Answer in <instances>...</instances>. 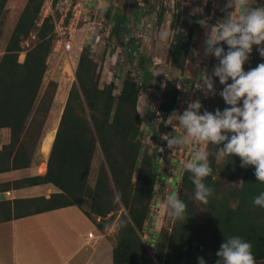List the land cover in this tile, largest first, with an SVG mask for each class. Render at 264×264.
Listing matches in <instances>:
<instances>
[{"label":"trees","instance_id":"1","mask_svg":"<svg viewBox=\"0 0 264 264\" xmlns=\"http://www.w3.org/2000/svg\"><path fill=\"white\" fill-rule=\"evenodd\" d=\"M56 2L58 0L53 1V6ZM11 3H15V18L11 24H5ZM44 3L45 0H0V130L5 143L0 151V173L30 166L57 88L54 81H49L39 97L47 59L55 42L53 16L40 18ZM141 3L134 2L135 6ZM123 6H128L125 0ZM211 11L210 26L213 27L232 14L229 0H219L212 10L208 5L207 14ZM139 15L136 14L137 21ZM106 18L112 34L119 39L120 29L126 28L127 17L113 4L107 8ZM160 18L161 15L158 21ZM174 22L176 31L167 52V63L174 70L170 71L173 73L171 79L164 82L159 116L152 113L145 119L137 109L139 86L147 83L152 72L149 59L138 50L135 38H128L123 49L130 63L141 72V82L128 71L118 89L114 80L102 82L90 48L81 46L74 69L75 81L59 118L46 173L13 183L16 188L51 183L60 192L47 199L16 200L14 203L29 205L23 214L26 216L73 205L82 208L88 202V212L84 213L99 231L118 214L112 264H198L201 256L206 264H216L221 244L233 235L250 241L256 264H264V208L253 205L254 197L264 191V183L257 181L254 165H244L243 159L235 154L220 155L226 141L207 142L206 145L212 168V173L204 178L213 190L209 202L205 204L196 199L193 174L185 169L180 175L176 195L187 205L186 217L179 221L172 219L171 228L160 230L152 252L143 238L156 188L164 185V176L159 171L158 144L164 136L163 129L169 127L164 123L175 111L178 79L184 72L197 35V17L186 9L177 14ZM31 34L35 42L23 49L21 43ZM220 43L227 50L229 46ZM258 47L253 45L244 65L246 71L262 62ZM21 52L24 58L19 61ZM133 52L136 61L131 57ZM218 63V58L210 53L205 75H211ZM213 83L218 84L215 94L212 91L201 98L200 114L204 111L214 114L217 109L223 111L230 107L220 95L224 85L215 76ZM158 119L160 122L156 125ZM143 122L151 132V144L145 148ZM97 153L100 163L91 186L89 174ZM11 215V202H1L0 222L10 219ZM92 215L99 217L100 222L96 223Z\"/></svg>","mask_w":264,"mask_h":264},{"label":"rangeland","instance_id":"2","mask_svg":"<svg viewBox=\"0 0 264 264\" xmlns=\"http://www.w3.org/2000/svg\"><path fill=\"white\" fill-rule=\"evenodd\" d=\"M76 1V0H74ZM124 0H104V2L88 3V6L84 8L85 16L87 20L93 25H88L83 21L75 20L73 28L65 30L60 38H63L66 42L70 43V49L68 51L62 50L58 45V34H55V42L52 52L47 59V70L44 75L43 83L39 92V97L44 92L49 81H54L57 84L55 90L53 102L51 104V111L46 125L47 133L51 134L54 138L61 110L68 91L75 81V64L77 56L80 52L81 46H88L91 50V55L94 61L97 63L98 70L103 83L114 80L115 86L119 87V83L128 71L132 72L134 79L137 82H141V72L138 71L130 61L127 59L123 46L128 42V38L131 36L137 40V47L139 51H142L149 59V67L152 75L148 79L146 84L139 86V101L137 109L142 118H147L149 114L154 113V108L160 104L161 97L164 91V82L171 79L174 70L167 63V52L169 44L171 43L174 32L176 31V23L174 20L169 21L168 14L162 11L152 16L151 13L155 11L154 4L147 0L135 6L134 2L139 0H125L128 6H123ZM62 2V3H60ZM140 2V1H139ZM232 15L239 16L242 13L243 7H240L236 0H229ZM60 5L53 6L51 9L48 5H43L41 9V17L44 18L46 14H52L57 21L60 16L67 11V17L64 19L63 24L67 25L70 22V18L74 14L73 6L69 5L64 0H59ZM103 3V4H102ZM248 4H254L255 7L264 5V0H259V4L256 0H247ZM74 4V3H72ZM113 4L117 5L118 9L127 17L126 28L120 29V38H117L116 34L111 32V24L106 18V10L108 6ZM178 4L183 6V9L190 12L197 17V35L191 47L190 57L186 61L184 66V72L180 75L178 82H182V97L179 99V103L176 102L175 111L173 115L164 123V126H169L163 129V138L158 144L159 152L163 151V156L159 155L158 164L160 175H163L164 185L157 189L155 198L152 201L150 213L148 215V223L146 224L144 240L148 241V247L151 252L154 250L158 234L161 229H169L172 226V218L167 205V197L169 194H177V190L180 185V175L185 169L182 165L189 161L191 153L196 150L205 151L207 143L194 142L188 134L186 129L180 126L178 117L186 111L190 104L201 100L205 96H209L208 89L204 85L203 75L207 69L209 54L206 53V39L211 34L210 20L213 12L209 14L206 12V8L209 5L210 9H215L219 0H206L203 4L202 0H178ZM145 5H147L145 7ZM148 9V10H147ZM5 24H11L14 21L16 10L15 3H11L6 11ZM136 14L139 15L137 21ZM161 15L160 21H158ZM147 16V17H146ZM156 19V20H155ZM204 20L205 23L201 24L200 21ZM98 21V22H97ZM97 23H99L97 25ZM38 25L40 22L37 23ZM101 24V26H100ZM91 26V27H90ZM100 26V28L98 27ZM126 29L127 32H124ZM168 30L172 32V37L167 42H161L157 39V33L160 30ZM100 35L99 42H96ZM35 42L34 35L31 34L28 39L24 40L21 45L23 49L29 48ZM134 61H136V55H133ZM24 58V52H21L19 61ZM175 73V72H174ZM199 82V83H198ZM194 83L200 87H195ZM145 85V86H144ZM217 83H213V88L217 87ZM242 105V100L239 102ZM160 120L156 121L158 125ZM143 129V145L144 148L151 144L150 129L147 128L146 122L142 124ZM165 137L183 138L184 144L173 145L168 147V139ZM53 140V139H52ZM164 143H162V141ZM177 151V152H176ZM100 163V156L98 153L92 163L91 171L89 174V184L93 186L94 180L97 174L98 166ZM181 166V167H180ZM40 170V169H39ZM41 172V171H40ZM84 211L88 212L89 204L85 202L82 205ZM93 220L97 223L100 222V218L92 215ZM115 219L111 223H104L103 231H99L97 234H102L116 244V236L118 227Z\"/></svg>","mask_w":264,"mask_h":264},{"label":"clouds","instance_id":"3","mask_svg":"<svg viewBox=\"0 0 264 264\" xmlns=\"http://www.w3.org/2000/svg\"><path fill=\"white\" fill-rule=\"evenodd\" d=\"M236 3L244 11L238 17L229 14L225 22L212 27L206 39V53H213L219 63L211 75L202 77L204 85L213 90V94V76L219 78L224 85L220 95L230 107L223 111L217 109L214 114L209 111L200 114L201 103L195 101L178 120L194 141L213 144L226 141L220 155L227 157L235 154L243 159L244 165H254L257 181L264 183V62L247 71L244 68L253 45L259 46L258 52L264 57V5L251 7L247 0H236ZM256 3L259 4V0ZM171 37L172 32L168 30L162 29L157 33L161 42H167ZM220 42L229 46L227 50ZM241 100L242 105L239 104ZM165 138L168 139V147L185 143L183 138ZM191 157L182 168L193 174L195 197L206 204L213 190L206 185L204 178L212 173V168L205 151H193ZM167 205L172 219L184 220L187 205L183 200L169 194ZM253 205L264 208V191L254 197ZM216 255L219 257L216 264H256L251 242L238 235L229 236ZM198 264H206L202 256L198 257Z\"/></svg>","mask_w":264,"mask_h":264},{"label":"crops","instance_id":"4","mask_svg":"<svg viewBox=\"0 0 264 264\" xmlns=\"http://www.w3.org/2000/svg\"><path fill=\"white\" fill-rule=\"evenodd\" d=\"M46 125L30 166L0 173V203L11 202L12 214L10 219L0 222V264H112L114 243L97 234L96 224L85 215L83 208L73 205L25 216L29 205L14 203L16 200L47 199L60 192L51 183L13 186L17 180L46 173L53 142L49 151L44 153ZM4 144L0 130V151ZM41 164L45 167L43 172L39 170ZM6 212H9L8 208ZM90 231L98 236L96 242L88 238Z\"/></svg>","mask_w":264,"mask_h":264},{"label":"built area","instance_id":"5","mask_svg":"<svg viewBox=\"0 0 264 264\" xmlns=\"http://www.w3.org/2000/svg\"><path fill=\"white\" fill-rule=\"evenodd\" d=\"M53 1L54 0H45L44 5H48V7L51 9L53 7ZM139 1L143 3L142 0H139ZM148 1L152 2L154 4L155 11L153 13H151L152 16L158 15L161 12V10H162L163 12L165 11L166 14H168L169 21L171 19L174 20V18L177 16V14L180 11L183 10V6L178 4V0H148ZM64 2H66L69 5H74L73 6L74 14L70 18V22L67 25H64L63 21L67 17L66 15H67V11L68 10H66L65 13L60 16L59 21H57L55 19V17H53L54 18V33L58 34L57 43L60 46V48H62V50H64V51H68L70 49V43L68 41L66 42L63 38H60L63 34H65L64 31L67 30L68 33H69V30H71L73 28V25L75 24V20H77V22L78 21H83L85 23H88V25H93L92 23H94V22H90L89 20H87V18L85 16L84 8L86 7V5L88 6V3H93V4L95 3L96 4L98 2H104V0H76V1H74V0H64ZM60 3H62V2H60ZM60 3H59V0H58V2H56V4L54 6L60 5ZM72 3H74V4H72ZM202 3L205 4L206 0H202ZM146 6L147 5H145V7ZM47 15L48 14L44 15V17L47 16ZM49 15L52 16V14H49ZM41 20H42V18H41ZM98 24L99 23H97V25ZM100 26H101V24H100ZM100 26H98V27L100 28ZM99 40H100V35H99L98 39L96 40V42H99ZM262 62H264V57H263ZM182 85H183L182 82H179L177 84V89L179 90V93H178L177 98H176L177 99V103H179V101H180L179 99L180 98L183 99L182 94H181V91L183 89ZM194 86L198 87L196 83H194ZM216 88L217 87H215V89ZM212 91L213 90H208V93L210 94ZM178 105H176V106H178ZM158 107H159V105L156 106L154 108V110H153V112L156 111V116H159ZM140 116H141V114H140ZM164 141L165 140H163L162 143H164ZM194 142H196V141H194ZM159 153H160L159 155L163 156V151H161ZM87 236H88L89 239H91V240H93L95 242L98 240V236L94 235L93 232H91V231L88 232Z\"/></svg>","mask_w":264,"mask_h":264},{"label":"bare ground","instance_id":"6","mask_svg":"<svg viewBox=\"0 0 264 264\" xmlns=\"http://www.w3.org/2000/svg\"><path fill=\"white\" fill-rule=\"evenodd\" d=\"M52 139H53V136L47 133L45 136L44 142H43V147H42V150L44 153H47L49 151ZM44 169H45L44 164H41L40 171L43 172Z\"/></svg>","mask_w":264,"mask_h":264}]
</instances>
